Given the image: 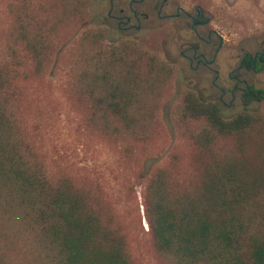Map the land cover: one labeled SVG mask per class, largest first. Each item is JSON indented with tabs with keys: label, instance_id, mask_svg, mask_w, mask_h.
<instances>
[{
	"label": "rangeland",
	"instance_id": "obj_1",
	"mask_svg": "<svg viewBox=\"0 0 264 264\" xmlns=\"http://www.w3.org/2000/svg\"><path fill=\"white\" fill-rule=\"evenodd\" d=\"M160 1L132 3L140 24L135 30L123 29L128 26L124 23L117 27L119 18L108 16L110 0H0V97L22 147L50 179L68 176L91 192L92 202L110 213L124 234L133 264H166L153 245L143 206L144 187L158 169L174 190L182 191L198 183L203 163L213 156L245 158L257 165L264 155V99L248 105L260 118L245 139L215 131L206 134L210 132L206 118H195L184 109L188 94L215 102L225 118L243 109L240 92L235 91L231 101L235 82L228 73L245 52L264 48V0H167L162 14L180 6L193 15L201 7L208 21L196 29L204 39L211 31L209 44L198 40L183 12L158 18ZM129 4L130 0H113L112 14L123 8V15L132 16ZM137 23L134 18L129 22ZM89 29H100L106 44L136 38L139 73L144 74L148 55L167 63V73L156 74L162 82L135 102L140 108L136 132H103L89 117L90 101L82 91L80 74L92 59L83 37ZM25 39L41 41L40 67ZM194 43L213 59L208 67L191 68L180 55ZM259 67H242L232 74L264 89V63ZM204 136L207 149H202ZM254 144L262 149L252 150ZM12 224L11 240H0V264H42L44 252L33 243V235ZM15 226L20 227L18 232Z\"/></svg>",
	"mask_w": 264,
	"mask_h": 264
},
{
	"label": "trees",
	"instance_id": "obj_2",
	"mask_svg": "<svg viewBox=\"0 0 264 264\" xmlns=\"http://www.w3.org/2000/svg\"><path fill=\"white\" fill-rule=\"evenodd\" d=\"M83 37L92 58L80 73L82 91L90 101L89 117L103 132H136L140 108L135 102L162 82L156 74H166L167 63L148 55L142 74L137 70L136 38L106 44L100 29H89ZM25 44L40 67L41 41L25 39ZM240 98L243 109L229 118L215 102L194 94L187 95L184 109L195 118H206V134L245 139L260 118L248 105L263 100L264 89L248 85ZM207 148L204 136L202 149ZM251 148L262 149L255 144ZM252 165L245 158L213 156L203 163L198 183L182 191L174 190L162 169L151 175L144 187V217L166 264H264V155L257 168ZM91 199V192L70 177L52 180L45 174L22 147L0 97V240H11L16 222L43 250L42 264H133L112 215Z\"/></svg>",
	"mask_w": 264,
	"mask_h": 264
},
{
	"label": "flooded vegetation",
	"instance_id": "obj_3",
	"mask_svg": "<svg viewBox=\"0 0 264 264\" xmlns=\"http://www.w3.org/2000/svg\"><path fill=\"white\" fill-rule=\"evenodd\" d=\"M145 0H130V4H129V10L131 11L132 16H130L129 14H124L123 15V8H120L117 14H112V10H113V0H110V9L108 11V16L112 17V18H119L118 19V23H117V27L118 28H122L121 24H128V26H124L123 29H128V28H134L135 30H138L140 27L139 24V19H138V13L135 9H133L132 3L135 2H143ZM167 0H161L160 3L157 6V10H156V14L158 18H169V17H178L180 15L181 12L184 13V15L191 20V24L190 27L191 29L194 31L195 35L197 36L199 41H204L206 44L211 43V38H210V34L211 31H208V37L206 39L202 38L200 36V34L198 33L196 26L198 25H204L207 23L208 19L203 15V11L201 9V7L197 6L195 8V13L192 15L189 12L184 11L180 6H177L175 9L174 13H164L162 14V9L164 7V5L166 4ZM143 15L145 17L148 16L147 13H143ZM120 18H124V20H121ZM131 18L136 19V21L138 22L136 25H131L129 24V22L131 21ZM220 45H217V48L215 49V53L218 50V47ZM199 46L198 44H191L189 45L185 51H181L180 55L184 56L188 59L189 61V66L191 68L196 69L199 65H205V66H209L210 64H212L213 59L208 60L206 58V55L204 52H202L201 50H199ZM264 48L261 51H255L253 54L249 53V52H245L241 59L239 60V63L237 65V67L234 68L233 71H237L239 69H241L242 67L246 70H255L256 68V64L258 63V65L263 64L264 63ZM193 62L194 65H193ZM228 73V77L233 80L235 82V84L230 88V93H231V101H233L235 99V91L240 92L241 93L247 88L248 85H250L246 79L241 78L240 76H238L237 74H232V72ZM216 76L214 77V80H216V78L218 77V71L215 70ZM214 83V81H213ZM237 83V84H236ZM241 83L243 84V87H239L238 84ZM221 95H220V100H222V97L225 93V90L223 88H221Z\"/></svg>",
	"mask_w": 264,
	"mask_h": 264
},
{
	"label": "water",
	"instance_id": "obj_4",
	"mask_svg": "<svg viewBox=\"0 0 264 264\" xmlns=\"http://www.w3.org/2000/svg\"><path fill=\"white\" fill-rule=\"evenodd\" d=\"M264 54V53H263Z\"/></svg>",
	"mask_w": 264,
	"mask_h": 264
}]
</instances>
